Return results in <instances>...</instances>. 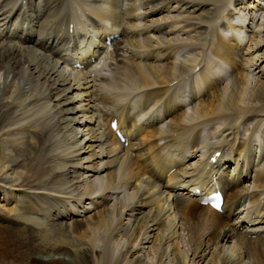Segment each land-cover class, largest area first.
<instances>
[{
	"label": "bare ground",
	"instance_id": "1",
	"mask_svg": "<svg viewBox=\"0 0 264 264\" xmlns=\"http://www.w3.org/2000/svg\"><path fill=\"white\" fill-rule=\"evenodd\" d=\"M0 264H264V0H0Z\"/></svg>",
	"mask_w": 264,
	"mask_h": 264
},
{
	"label": "rangeland",
	"instance_id": "2",
	"mask_svg": "<svg viewBox=\"0 0 264 264\" xmlns=\"http://www.w3.org/2000/svg\"><path fill=\"white\" fill-rule=\"evenodd\" d=\"M212 17H214V15H212ZM105 105H107V104H105ZM230 183H232V181H230ZM37 256H40V255H37ZM63 256H67V255H65V254H57L56 255V257H63ZM43 257L46 258L45 256H43ZM26 263H27V260H26Z\"/></svg>",
	"mask_w": 264,
	"mask_h": 264
},
{
	"label": "snow or ice",
	"instance_id": "3",
	"mask_svg": "<svg viewBox=\"0 0 264 264\" xmlns=\"http://www.w3.org/2000/svg\"><path fill=\"white\" fill-rule=\"evenodd\" d=\"M217 199H218V195H217V197H216ZM218 206V205H217Z\"/></svg>",
	"mask_w": 264,
	"mask_h": 264
}]
</instances>
